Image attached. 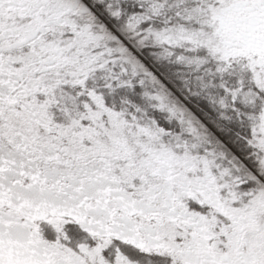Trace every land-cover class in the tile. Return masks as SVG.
Masks as SVG:
<instances>
[{"label": "snow or ice", "instance_id": "obj_1", "mask_svg": "<svg viewBox=\"0 0 264 264\" xmlns=\"http://www.w3.org/2000/svg\"><path fill=\"white\" fill-rule=\"evenodd\" d=\"M0 264H264V0H0Z\"/></svg>", "mask_w": 264, "mask_h": 264}]
</instances>
